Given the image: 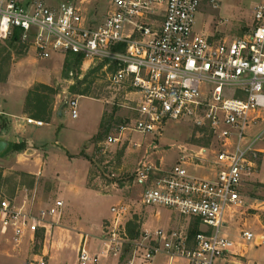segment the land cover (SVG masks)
Instances as JSON below:
<instances>
[{"label":"built area","instance_id":"obj_1","mask_svg":"<svg viewBox=\"0 0 264 264\" xmlns=\"http://www.w3.org/2000/svg\"><path fill=\"white\" fill-rule=\"evenodd\" d=\"M205 2L217 9L222 0H113L107 16L90 19L80 0L56 5L0 0L1 40L19 30L21 41L40 59L73 53L81 55L90 68L103 62L106 69L116 66L109 75V87L132 96V115L115 128L116 136H108V144L119 142L127 133L158 140L175 122L211 126L216 149L201 148L194 160L210 162L204 155L213 153L215 177L194 175L187 150L169 171L160 163L144 164L137 172L146 183L142 206L198 221L200 230L192 238L179 231L144 230L133 244L130 264H150L159 254L188 264H216L236 246L225 231L230 220L244 211L241 190L255 165L252 159L262 152L256 145L264 136V129L253 133L264 121V0L256 3L254 26L231 40L195 31ZM68 105L77 118V99ZM201 164L195 166L202 169ZM62 207L63 201H56L50 208L33 211L0 200V235L19 242L29 233L49 232L61 218ZM111 213L106 246L117 255L128 241L121 222L130 206L112 207ZM240 234L245 243L261 240L248 230ZM86 244L84 237L80 264L95 262Z\"/></svg>","mask_w":264,"mask_h":264},{"label":"rangeland","instance_id":"obj_2","mask_svg":"<svg viewBox=\"0 0 264 264\" xmlns=\"http://www.w3.org/2000/svg\"><path fill=\"white\" fill-rule=\"evenodd\" d=\"M18 1L21 3L41 1L47 5H56L64 0ZM80 1L83 2L81 7L84 14L90 19L107 16L113 2V0ZM257 1L222 0L217 9L205 2L197 16L195 31L204 32L217 40H231L241 36L254 26ZM27 57L29 59L32 58L37 63L33 65L32 72L39 76L45 75L46 72L42 69V63H40L43 59L37 57L35 50L28 43L14 44L12 38L7 40L0 39V82L4 83L7 81L15 66L18 68L17 71L19 68L22 69V65L18 63ZM63 57L62 73L55 77L51 86L59 93L54 97L49 93L48 97L50 100L48 105L51 106L52 101H55L58 95H60L59 100L62 105L68 103L71 99H77L79 115L78 118H73L72 108L70 106L65 107L64 117L61 119L63 127L58 126L57 129L60 130V141L68 150L74 152L78 149L80 143H83L96 131V126L103 112L101 123L102 121L106 123L110 121L107 125V136L101 142L93 143V137L99 132L98 130L91 139L83 143L84 145L75 154L70 155L67 153L70 158L76 157L88 162L87 173L84 181H82V186L97 191L99 196L86 200L81 198L79 193L71 191L69 186L62 185L61 181L64 179L67 181L70 179V182L74 180L71 172L67 174L60 172L54 175L51 172L47 173L44 171L38 176L22 172L15 166V160H10V155H6V149H4L0 153V155H4L2 158L5 160L3 163L5 165L0 167V200L5 199L17 208L25 206L33 211L50 208L56 201H63V207L61 218L57 223H53L51 228H49V232L40 230L27 235H32L31 241L26 239L28 238L27 236L16 242L10 235L7 238L0 235V258H2L0 259V264H38L41 260L47 264L48 253L45 255L43 252L45 246L49 254L65 250L67 257H69L68 259L77 260L78 264H80V235L88 236L86 246L90 254H99L103 241L104 245H106L110 238L107 227L113 222L111 208L121 205L130 206V213L121 222L128 236V241L123 242L116 259L118 260L117 264H130L134 251L133 244L139 239L142 232L141 223L144 216L150 211L158 212V210L148 209L141 205V194L145 189L146 183L139 180L137 176L138 169L144 164L159 165L161 163L162 168L165 171H169L183 154V151L187 150L186 154L189 155V163L194 166L191 170L192 173L202 177L213 178L217 172L216 166L213 165V160L216 159V156L208 151L204 156L212 161H204L202 164L194 160V158L201 148L216 149L217 141L208 123L198 125L193 122L182 121L171 124L158 140L127 133L119 142L108 144L106 142L108 136L111 134L116 136L115 128L125 118L132 115L130 109L132 102L129 101L132 96H126L121 90H114L109 87V75L116 70V66L112 65H109L108 69L103 67L101 72L92 78V84L87 95L81 97L74 94L73 87L76 86L77 80H82L84 76L74 70L73 73L69 74V78L65 79L63 70L68 55L63 54ZM89 69L90 67H86L83 64L81 74L87 73ZM26 72L30 73L31 70L26 69ZM76 76H78V79H76ZM38 84L40 83H36L30 90L36 91ZM86 86L84 85L82 89ZM261 114L264 119V111ZM136 144L140 145L136 146ZM25 145L26 148L31 147V149L39 151L43 158L50 153L47 146L36 147L27 143ZM256 149L264 151V137L258 142ZM56 150H60V148ZM11 152L16 153L10 150ZM81 152L88 157H93L94 162L91 164L87 158L81 155ZM120 153L121 156L118 158ZM263 159L264 152L258 153L252 159L256 165H252V174L249 175V172L245 177L241 190L246 197L247 203L250 206H254V208L248 207L250 209L244 216L249 219L248 226L256 225L258 219L264 222V183L254 174L256 172L254 170L255 166L260 168ZM195 164H201L203 168L199 169ZM83 169L84 167H81V173H83ZM161 174L163 172L158 173L154 178ZM240 213L242 212L239 211L238 215ZM177 216L174 219L176 225L178 224L177 231L185 230L188 224L192 228L193 223H195L192 220ZM256 216H258L257 219ZM68 234L71 235L67 242L65 241V236H68ZM120 234H123V232L121 231ZM123 239L125 240V237ZM258 251L264 253V245L259 247ZM114 254V251L108 252L109 257L115 256ZM258 257L259 260H262L261 255ZM92 258L95 262L98 261V256H92ZM18 259L21 261L19 262ZM182 260L175 264H188L186 260Z\"/></svg>","mask_w":264,"mask_h":264},{"label":"crops","instance_id":"obj_3","mask_svg":"<svg viewBox=\"0 0 264 264\" xmlns=\"http://www.w3.org/2000/svg\"><path fill=\"white\" fill-rule=\"evenodd\" d=\"M200 33L206 34L204 32ZM43 61L40 63H42V69L46 72L45 75L39 76L38 74L33 73L32 67L37 63H35L32 58L29 59V57H27L26 59L18 63L22 65V69L19 68V70L17 71L18 68H16L15 66L14 69H12L7 81L4 83L0 82V142L4 141L7 143L5 147V151L7 153L6 155H10V160H15V166L18 168V170L29 173L33 176H38L44 171H46L47 173L51 172L54 175L55 173L60 172L64 174L71 172L74 180L70 182V179L69 181L64 179L61 181L63 183L62 185L69 186V189L71 191L79 193V195L83 199H94L99 196L98 192L89 189L88 187L82 186V181H84L87 173L88 162L76 157L70 158L67 153H69L70 155L75 154V152L84 145L83 143L85 141L91 139L98 132L104 112L99 118L98 125L96 126V131H94L92 135H90L83 143H80L76 151L71 152L70 150H68L60 141V130H57L58 126H61V128L63 127L61 119L64 117L65 107L69 106L68 103H65L63 105L61 104L59 100L60 95H58L54 101L53 115L50 123H47L42 119H35L34 117L26 113V100L30 89H32V87L36 83L52 86L55 77H58L62 73L64 65L63 54L54 53L49 59H43ZM84 65L87 67L88 63ZM26 69H30L31 72L27 73ZM28 119L41 121L43 122V124L39 126L35 123H29ZM263 129L264 121H261L254 128L253 133L257 134ZM22 142L36 147L47 146L50 153L48 156L43 158L40 155L39 151L31 149V147H27L26 151L24 150L21 152L12 150V146H14L15 144H20ZM58 148H60V150H56ZM10 150L16 153H10ZM3 156L4 155H0V167H3L5 165L3 164L5 162V160L2 158ZM254 164L256 165V163ZM81 167H84L83 173H81ZM254 170H256V172L254 173L255 176L259 177L261 179L260 181L264 183V159L260 164V168L255 166ZM251 171L252 169L250 170L249 175L252 174ZM81 174L84 175L83 178H81ZM245 203L246 209L239 215L237 214L238 216L236 215L234 219L230 220L229 225L227 226L225 231L228 237L236 242L233 253L228 255L226 258L219 260L216 264H258L259 262L260 264H264V253L258 251L259 247H263L264 245V222L258 219V223L256 225H249V227V219H246L244 216L249 211V209L254 208V206H250L246 200ZM148 209L158 210V212L154 213V211H150V213L144 216L143 222L141 223L142 231L148 230L153 232L158 229H163L166 231H177L178 224L176 225V222L174 221V219H176L175 216L178 215L177 213L163 208ZM179 217L183 218L181 216ZM257 218L258 216H256V219ZM189 225L190 224H188L185 230H179V232H183L189 236V232L191 229V226L189 227ZM242 230L253 232L256 238H260L261 240H256L251 243H245V241L240 236ZM70 235L71 234L65 236V241L68 242V240L70 239ZM27 237L28 238L26 239H29L31 241V236ZM84 237H86L88 241L87 235H80L81 244ZM106 247L107 246L104 245L103 241V246L100 250V253L97 255L90 254L93 257L98 256V261H90L87 264H117L118 260L116 259V255L109 257ZM254 247L256 248L254 249ZM43 252L45 255L46 253H48L47 264H78L77 260H72L71 258L68 259L69 257H67L65 250L59 253L49 254V252L46 251L45 246ZM260 255L262 257V260L258 259V256ZM18 260L19 262L21 261L20 259ZM178 261L180 262L183 260L182 258L171 259L166 254H160L157 255L150 264H175L178 263Z\"/></svg>","mask_w":264,"mask_h":264},{"label":"trees","instance_id":"obj_4","mask_svg":"<svg viewBox=\"0 0 264 264\" xmlns=\"http://www.w3.org/2000/svg\"><path fill=\"white\" fill-rule=\"evenodd\" d=\"M12 42L14 44H22L23 42L21 41V31L17 30L12 37ZM68 59L65 62L64 70H63V77L65 79L69 78V74L73 73L74 70H76V73H80V75H83L84 78L82 80L78 79V76H76L77 83L76 86L73 87V93L77 94L78 96H85L87 95V92L90 90L91 84H92V78L96 76V74L100 73L102 68L105 65V62L98 64L95 67H92L89 69V71L85 74H81V67L83 65V57L79 54H73L69 53ZM84 85H87L84 89L82 87ZM28 99L26 100V113L29 114L30 116L34 117L35 119H42L45 120L47 123L51 122L52 115H53V102L51 106L48 105L49 103V93L54 96H56L59 92L48 85L45 84H38L36 87V91L30 90L29 92ZM34 93V94H33ZM33 95V96H32ZM32 96V98H31ZM109 122H104L102 121L99 132L93 137V143L97 144L102 141L107 136L108 132V125ZM16 152H21L26 150V145L25 142H22L20 144H15L13 146V149ZM82 156L87 158L90 163L92 164L94 162L93 157H88L86 154L81 152ZM121 156V153L118 155V158ZM101 161V160H100ZM97 164V162H95ZM200 230V223L196 221L193 223L192 228L190 229L189 232V237L192 238L198 233Z\"/></svg>","mask_w":264,"mask_h":264},{"label":"water","instance_id":"obj_5","mask_svg":"<svg viewBox=\"0 0 264 264\" xmlns=\"http://www.w3.org/2000/svg\"><path fill=\"white\" fill-rule=\"evenodd\" d=\"M6 145H7L6 142H4V141L0 142V153L5 149Z\"/></svg>","mask_w":264,"mask_h":264}]
</instances>
